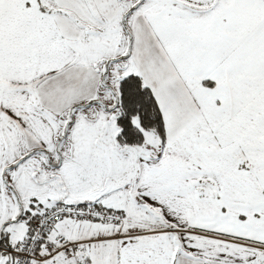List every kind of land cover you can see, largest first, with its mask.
<instances>
[{
    "label": "snow or ice",
    "instance_id": "snow-or-ice-1",
    "mask_svg": "<svg viewBox=\"0 0 264 264\" xmlns=\"http://www.w3.org/2000/svg\"><path fill=\"white\" fill-rule=\"evenodd\" d=\"M0 264H264V0H0Z\"/></svg>",
    "mask_w": 264,
    "mask_h": 264
}]
</instances>
